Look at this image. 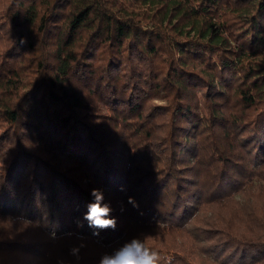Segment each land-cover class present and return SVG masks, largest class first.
<instances>
[{
  "label": "trees",
  "instance_id": "1",
  "mask_svg": "<svg viewBox=\"0 0 264 264\" xmlns=\"http://www.w3.org/2000/svg\"><path fill=\"white\" fill-rule=\"evenodd\" d=\"M133 237L159 264H264V0H0V264Z\"/></svg>",
  "mask_w": 264,
  "mask_h": 264
},
{
  "label": "clouds",
  "instance_id": "2",
  "mask_svg": "<svg viewBox=\"0 0 264 264\" xmlns=\"http://www.w3.org/2000/svg\"><path fill=\"white\" fill-rule=\"evenodd\" d=\"M23 43V40L21 41ZM123 190V189H122ZM91 199L86 204V211L83 213L82 222H86L88 228L93 229V235L99 236L102 231L117 228V219L112 215L111 203L106 200L102 188H93L89 192ZM128 202L138 207L134 198L129 197ZM78 226L83 227V223ZM84 247L81 243L70 249V255L80 259V250ZM161 257L159 253L149 248L146 243L138 237L125 241L118 249L111 254H104L98 264H159ZM58 264H64L59 261Z\"/></svg>",
  "mask_w": 264,
  "mask_h": 264
}]
</instances>
